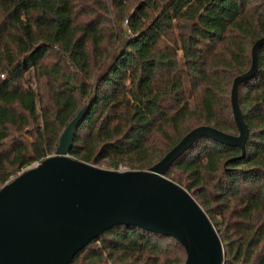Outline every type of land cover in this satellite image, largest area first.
I'll list each match as a JSON object with an SVG mask.
<instances>
[{"label":"trees","instance_id":"obj_1","mask_svg":"<svg viewBox=\"0 0 264 264\" xmlns=\"http://www.w3.org/2000/svg\"><path fill=\"white\" fill-rule=\"evenodd\" d=\"M264 36V0H0V187L55 152L148 170L202 124L237 133L230 92ZM238 84L240 148L201 136L168 167L221 238L222 264H264V43ZM175 238L118 223L70 264H183Z\"/></svg>","mask_w":264,"mask_h":264},{"label":"water","instance_id":"obj_2","mask_svg":"<svg viewBox=\"0 0 264 264\" xmlns=\"http://www.w3.org/2000/svg\"><path fill=\"white\" fill-rule=\"evenodd\" d=\"M263 43L264 36L253 43L248 69L232 80L237 133L202 124L148 170L98 166L69 152L90 106L85 102L65 126L55 152L0 187V264H70L78 251L118 223L175 237L186 253L183 264H222L221 238L205 210L165 171L203 135L238 146L241 154L234 158L245 155L248 128L237 101L238 84L257 72Z\"/></svg>","mask_w":264,"mask_h":264},{"label":"rangeland","instance_id":"obj_3","mask_svg":"<svg viewBox=\"0 0 264 264\" xmlns=\"http://www.w3.org/2000/svg\"><path fill=\"white\" fill-rule=\"evenodd\" d=\"M35 162H37V161H35ZM34 164V163H33ZM95 164H97L98 166L100 165V166H104V167H108V168H115V167H113V166H111V165H109L108 163H105V162H99V163H95ZM117 168H122V169H130V167H128L126 164H124V163H121ZM133 168H137V167H133ZM21 171V170H20ZM13 178V177H12Z\"/></svg>","mask_w":264,"mask_h":264}]
</instances>
